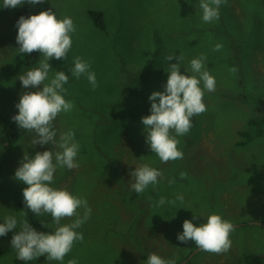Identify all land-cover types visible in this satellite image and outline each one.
<instances>
[{"label": "rangeland", "instance_id": "obj_1", "mask_svg": "<svg viewBox=\"0 0 264 264\" xmlns=\"http://www.w3.org/2000/svg\"><path fill=\"white\" fill-rule=\"evenodd\" d=\"M190 1H197V6L188 5ZM228 1V15L205 23L200 0H48L60 18L71 17L76 26L67 59L58 65L55 59L49 60V78L59 71H64L70 77L69 83L64 85L67 89L65 99L74 102L72 111L61 112L54 121L56 139L59 140L60 133L71 130L75 133V142L80 146L76 158L79 167L72 170L58 167L50 186L66 188L73 195L83 197L77 186L80 182L89 183L92 192L89 207L93 206L99 194L111 195L110 190H118L113 194V202L124 212V218L131 219L130 211L133 216L136 212L128 210L133 206L129 199L121 202L123 190L118 189V181L108 177L112 183H103L99 176L103 162L99 158L96 160L92 148H83L77 139L85 137L90 147L94 141H108L111 129L104 123V118L111 108L102 102L113 100L110 99L111 95L117 97L119 93L132 91V88L138 90L139 96H145L142 98L144 104L139 105L141 109L127 115V118L131 123L141 122L142 117L151 114L149 96L155 91H164L169 75L166 72L168 65L179 63L176 59L167 62L166 55H182L184 59L180 72L186 75L187 69L191 75L190 61L203 54L207 57L204 61L206 69L216 79L215 91H205L203 97L207 110L193 116L190 131L177 137L180 140L179 150L182 151L183 145H188L183 158L177 159L175 165L169 161L159 168L166 177L172 176L174 171L187 174L181 178L183 184L174 191L175 198L178 194L183 195V203L177 200L175 205L149 208L148 203L140 200V206L147 207L143 215L145 225L141 223L137 229L138 237L142 238L140 243H136V239L130 242L118 238H94L91 246L87 244L78 249L74 246L62 264H67L71 259H76L78 264H93L92 256L97 259L95 264H147L151 253L176 262L184 257L180 260L182 264L196 250L193 241L182 244L176 238L178 233L183 232L182 219L189 215L187 220L199 227L206 223L209 213L213 211L220 212L219 215L233 224H240L230 235L231 249L224 254L200 251L186 264H264L261 260L264 258V0ZM2 3L3 0H0V121H6V130L15 129L17 137L8 146L7 138L0 130V223L6 216H15L18 221L27 219L29 222V217L34 213L24 204L23 189L27 185L15 179V171L25 153L32 158L36 152L52 150V145L34 147L31 143L34 134L18 127L12 117L18 115L15 105L19 103L21 95L34 91L23 88L18 77L39 67L43 56L39 52L28 55L18 51V31L14 28V22L16 13L23 5L4 9ZM188 7L194 8V11L189 13ZM95 12L103 15V29L96 25L91 14ZM183 21L185 25L180 33L175 26ZM217 43L223 45L222 50H213ZM169 45L176 50L172 52ZM116 48L122 59L116 55ZM77 56L90 62V71L95 72L100 83L97 96L85 75L79 79L71 77L69 70L74 67L73 61ZM154 57L156 60L151 63ZM34 62L37 65L32 66ZM143 66H147L144 71ZM152 66L158 70L150 72ZM130 74L139 78L145 75L146 79L126 82ZM252 119L260 123L251 124ZM127 128L125 125L121 130L126 131ZM142 128L145 132V127ZM247 130L255 136L250 140L246 138L249 144L242 147L239 144L244 141L241 133ZM140 137L126 134L122 140L119 137L116 139L119 143L122 141L116 145L115 151L120 154V166L123 168L120 178L125 180L127 186L132 179L129 173L143 164L140 160L142 152L138 158L132 151L133 142L140 141ZM141 140L144 139L141 137ZM53 151L61 149L57 147ZM145 152V158L155 157L160 161L150 146ZM155 160L151 163H156ZM82 192H85V188ZM157 193L158 190L152 192V198ZM133 195L136 193L133 192ZM148 195L135 197L142 199ZM134 196L130 195V198ZM22 211L27 212L26 218ZM78 211L83 215V208ZM37 216L43 223L41 232L44 233H52L58 226L75 219L65 218L60 225H56L50 214ZM193 216L197 218L193 219ZM155 222L165 226L156 228ZM177 226L181 229L174 232L173 228ZM19 230L18 224V228L0 237V264H19L17 253L11 246V239ZM111 241L115 242V247L106 251ZM118 249L124 258L117 255ZM27 264L61 262L47 261L46 256H41Z\"/></svg>", "mask_w": 264, "mask_h": 264}, {"label": "clouds", "instance_id": "obj_2", "mask_svg": "<svg viewBox=\"0 0 264 264\" xmlns=\"http://www.w3.org/2000/svg\"><path fill=\"white\" fill-rule=\"evenodd\" d=\"M25 3L37 5L42 3V0H3L2 7L15 9ZM226 3L227 0H200L203 22L219 20L220 6ZM16 27L18 28L16 43L20 46L18 51L28 55L39 52L43 59L39 62V67L30 69L18 77L23 88L34 91H27L21 95L19 103L15 105L18 115L13 116L12 120L21 129L34 134L31 140L34 147L51 144L52 150L36 152L32 158L25 153L15 171V179L27 185L23 189L24 204L32 213L50 214L56 225H60L61 220L65 218L75 219L71 223L58 226L52 233H44L31 227L27 219L18 221L15 216H6L3 223H0V237L18 228L19 224V232L11 239V246L19 260L32 261L46 256L47 261L62 264L74 244L83 241V233L77 229L82 227L92 213L87 199L73 195L66 188L50 186L58 167H66L68 170L79 167L76 158L80 146L75 142V133L71 130L60 133L57 140V131L54 127V121L61 112L68 113L74 108V102L65 99L67 89L64 85L69 83L70 77L64 71H59L49 78L51 71L49 60L67 59L76 26L71 17L57 18V14L49 9L28 18L21 16ZM222 48L223 45L217 43L213 50L220 51ZM165 59L167 62L176 59L179 63L168 65L166 72L169 75L164 91H155L149 96L151 114L142 117L141 120L145 127L146 143L162 163L183 158V152L178 147L180 140L177 137L184 136L190 131L193 116L203 114L207 110L203 102L205 91L214 92L216 89V79L204 64L207 59L205 55L201 54L190 61L191 75L187 69L186 75L180 72L184 59L182 55H168ZM73 63L74 67L69 70L71 77L79 79L85 75L93 90L98 87L96 74L90 71V62L77 56ZM232 71L235 72L236 69L233 68ZM57 147L61 151L54 152L53 148ZM129 175L132 178L129 181L130 191L136 194L144 193L149 185L155 186L159 182L158 178H163L162 171L148 164L135 167V171ZM186 175L184 172L180 174L182 179ZM177 200L183 203V195L178 194L172 201H166L161 197L157 206H163L166 202L175 205ZM81 208L84 210L83 215L78 211ZM22 213L26 218L27 212ZM196 218L197 216H193V219ZM182 227L183 232L178 233L176 237L182 244L193 241L197 249L214 254H224L231 249L230 235L235 231V226L219 214H210L206 223L199 227L190 220H185ZM67 264H78V261L71 259ZM147 264H175V260L164 259L151 253L148 255Z\"/></svg>", "mask_w": 264, "mask_h": 264}, {"label": "trees", "instance_id": "obj_3", "mask_svg": "<svg viewBox=\"0 0 264 264\" xmlns=\"http://www.w3.org/2000/svg\"><path fill=\"white\" fill-rule=\"evenodd\" d=\"M228 2L229 1L227 0V3ZM227 3L222 4L220 6L219 13H220L221 18L228 15ZM188 5L196 7L197 1H190V3ZM49 9H51L53 12H55L57 14V12L54 10V8L48 2V0H42V3L37 4V5H31V4H27V3L23 4L22 9L18 13H16L14 28L18 31V28L16 27V23L21 16L28 18L31 15L38 14L40 11H47ZM188 10L190 13L191 11H194V8L188 7ZM91 14H92V16H94V19L96 20V25L98 27H100L101 29H103V21H102L103 15L99 14L97 12L91 13ZM93 14H95V15H93ZM57 18H60V16L58 14H57ZM184 22L185 21L180 22V24H176V26H175L177 31H179L180 33H182L181 28L185 25ZM160 44L162 46V42H160ZM131 46H133V45H131ZM169 46H172V45H169ZM169 48L172 52H174L176 50L175 47H173V46L169 47ZM116 51L118 53L116 55L122 59V57L120 55L121 53L119 52V50L117 48H116ZM163 55L165 57L164 53H163ZM155 60H156V57L152 58L151 63H154ZM61 61L62 60H60V61L55 60L57 65L60 64ZM163 63H164V60H162V65H163ZM34 65H37V64L34 62L32 64V66H34ZM145 67H147V66L142 67L143 71L145 70ZM156 70H158V69L153 67V66L149 69L150 72L156 71ZM141 78L146 79L145 75H142L139 78L137 75L133 76V74H130L127 76L126 82H128V81L130 82L132 80H133V82H135ZM163 78L164 77H162L160 79L161 84L163 82ZM97 83L100 84L99 82H97ZM125 83H123V85ZM89 88H91V87H89ZM93 91H94V94L96 96L99 94L98 93L99 89L97 87ZM139 95H140L139 91L132 88V91H129L125 94L119 93V95L117 97L111 95L110 99H113V100H110V101L106 100L105 102H102L106 106H108L109 109L111 108L110 111L105 115V118H104V123L109 125L110 129H111L110 130V138L108 139V141L106 143L94 141L92 144V147H90V145L87 143V140L85 137H77L79 143L83 146V148H85V147L92 148L91 150L94 152L96 160L99 158V160L101 162H103L102 171H99V173H100L99 176L103 179V183L104 184H111L112 183L110 180H108L109 179L108 177H112L113 179L118 181L119 182V188L118 189L123 190V196L121 198V202L123 200L129 199L133 206L131 208H128V210L130 211V209H131V210H134L136 212L133 216V213L130 211V213L132 214L131 219L126 220L124 218V212L113 202V200H115L113 197V194L116 193L118 190H116V191L110 190L112 193L111 195L99 194V196L95 199L93 206L90 207L92 209L91 217L82 225L81 228L77 229L78 232L83 233L84 239L82 242H76L74 244L76 249H78L79 247H85V245H87V244H89L91 246V240L94 241V238L101 239L103 237L110 238V239L118 238L120 240H127V241H130L131 239H136V243H138V242L140 243L142 238H141V236L138 237L137 229H138V227L141 226V223H143L145 225V222L143 221L144 220L143 215L146 212L147 207H141L139 201L143 200V202L148 203V207L150 208L152 206L158 205V201L161 197H164L166 199V201L175 200L176 198L174 196V191L180 185L183 184L182 182H180L181 181L180 172L175 173V171H174L172 173L173 175L172 176L170 175L169 177H166L165 172H163V178L162 179L158 178L159 182L155 186L149 185V187L145 190L144 193L136 194L135 196L147 195V194H149V195L145 198L138 199L133 195V192L130 191L129 186L124 184L125 180L120 178L121 173L123 172V168L120 166V154L119 155L117 154L118 152L115 151L116 150L115 147L117 144H121L122 141H121V143H119L116 141V139L119 137L122 140L126 134L140 135L142 137V139H144V140H141V137H140V141H138V142L134 141L132 144L133 145L132 151L134 152V155L136 157H138V155L141 154V152H142V155L140 156L141 157L140 160L143 164H148L149 166L156 168L158 170L161 167L160 165L163 164L161 161L155 160L156 159L155 157H153L154 159L151 157L145 158V155H146L145 150H147L149 145L146 143V135H145L144 129L142 128V127H144V125H142L141 122H139V121L131 123L127 118V115L137 111L140 108L139 105L142 106L144 104V103H142L143 102L142 98H144L145 96L144 95L139 96ZM250 123L251 124H257L258 121L256 119H252L250 121ZM4 125H6V121H4V120L0 121V130L4 134V136H6V138H7L6 142L8 143V146H10L11 144H13L14 140L16 139L17 132L15 131V129H13L12 131L6 130L4 128ZM125 125H127L128 128L126 129V131H122L121 127L125 126ZM241 135L244 138V141L242 143H239L240 146H242V147H245L249 144L247 141H245L246 138H247V140H250L251 138H253L255 136V135H252V133H250L248 130L245 132H242ZM187 147H188V145H185V146L183 145V147H182V151H184L183 153H185L187 151ZM152 160H155L157 162L151 163ZM171 162L174 165L177 164L176 160L171 161ZM80 171H79V176H81ZM64 179H67V178H64ZM102 179H101V181H102ZM172 181H175V182L173 183ZM57 183H58V181L56 182V185H57ZM77 188L82 193V196L85 199H87V201L92 200V197H90V193H92V192L90 190V184L89 183L80 182V184H78ZM83 188H85V192H82ZM155 190H158V193H157L156 197L152 198L151 194ZM130 195H132L134 197L130 198ZM169 204H171V203L166 202L163 206L169 205ZM135 205H139V206L137 208H135L134 207ZM214 213L215 214H221L220 212L213 211V212L209 213V215L214 214ZM187 216H189V215H186V217H184L182 219L181 224H183V222L185 220H187ZM130 220H131V222H130ZM29 224L31 227L35 228L38 232H41V229H43V223L41 222L39 217L35 214H32L29 217ZM161 225L165 226L162 223L159 224L158 222H155L156 228L161 226ZM236 225H240V224L234 223V226H236ZM178 228H180V226L173 228V231L174 232L178 231ZM130 242H132V241H130ZM74 246H73V248H74ZM114 247H115V242L113 243L111 241L107 244L106 251H108L109 249H112ZM92 249L94 250V252H98L96 248H92ZM119 250L120 249L117 250V255H121ZM65 257H67V256H65ZM182 259H184V257L181 258L180 260H182ZM16 260L19 264H27L29 262V261H19L18 259H16ZM180 260L177 262L175 261V264H181ZM261 260L264 263V258ZM65 262L66 261H63V263H65ZM92 263L93 264L97 263V259L95 256H92Z\"/></svg>", "mask_w": 264, "mask_h": 264}, {"label": "water", "instance_id": "obj_4", "mask_svg": "<svg viewBox=\"0 0 264 264\" xmlns=\"http://www.w3.org/2000/svg\"><path fill=\"white\" fill-rule=\"evenodd\" d=\"M200 251H202V250H199V249L194 250L193 254L188 258V260H187L186 262L182 263V264H186L188 261L191 260V258H192L196 253H198V252H200Z\"/></svg>", "mask_w": 264, "mask_h": 264}]
</instances>
